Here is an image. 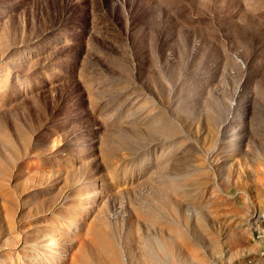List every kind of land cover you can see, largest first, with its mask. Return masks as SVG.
Segmentation results:
<instances>
[{
    "label": "rangeland",
    "instance_id": "374dc122",
    "mask_svg": "<svg viewBox=\"0 0 264 264\" xmlns=\"http://www.w3.org/2000/svg\"><path fill=\"white\" fill-rule=\"evenodd\" d=\"M264 0H0V264H260Z\"/></svg>",
    "mask_w": 264,
    "mask_h": 264
},
{
    "label": "built area",
    "instance_id": "2783aa9c",
    "mask_svg": "<svg viewBox=\"0 0 264 264\" xmlns=\"http://www.w3.org/2000/svg\"><path fill=\"white\" fill-rule=\"evenodd\" d=\"M258 260L261 261L260 264H264V249L260 250V252L258 253ZM241 264H257L256 262H252V260H246Z\"/></svg>",
    "mask_w": 264,
    "mask_h": 264
}]
</instances>
